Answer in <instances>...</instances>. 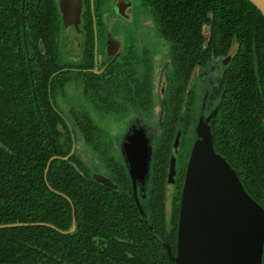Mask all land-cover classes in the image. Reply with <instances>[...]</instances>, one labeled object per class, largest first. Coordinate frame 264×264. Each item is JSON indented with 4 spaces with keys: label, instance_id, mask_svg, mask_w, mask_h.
Segmentation results:
<instances>
[{
    "label": "trees",
    "instance_id": "1",
    "mask_svg": "<svg viewBox=\"0 0 264 264\" xmlns=\"http://www.w3.org/2000/svg\"><path fill=\"white\" fill-rule=\"evenodd\" d=\"M152 3L162 36L171 45L173 75L181 74L182 50L192 51L193 61L201 58L206 24L210 36L203 46L204 61H212L211 49L221 54L237 44L228 97L213 115L211 141L246 186L248 167L254 164L252 142L257 144L263 131L255 126L259 130L253 128L249 142V126L234 129L229 84L236 77L248 85L256 76L264 77V16L249 0ZM54 9L53 0H0V264H175L170 255L176 253L190 149L185 119L179 126L183 134L172 194L166 167L174 126L164 128L154 148L146 195L139 203L132 197L130 178H117L120 190L94 181L92 165L72 150V131L88 139L102 134H96L87 105L76 112L60 107L56 87L66 85L61 76L71 73L57 63ZM89 65L73 70L83 80L87 103L98 110L110 107L112 115L123 117L122 101L111 97L108 82L98 80ZM95 143L98 148L100 142ZM73 218L75 228L68 231Z\"/></svg>",
    "mask_w": 264,
    "mask_h": 264
},
{
    "label": "flooded vegetation",
    "instance_id": "2",
    "mask_svg": "<svg viewBox=\"0 0 264 264\" xmlns=\"http://www.w3.org/2000/svg\"><path fill=\"white\" fill-rule=\"evenodd\" d=\"M53 2L56 45L59 51L57 63L61 69H68L67 74L71 73L68 78L61 76L64 83L65 81L68 83L56 87L57 99L61 98L62 103L65 104L62 107L59 102L63 110L71 112L80 111L87 105L90 110L89 119L97 127L96 134L98 131L102 134L101 138L88 139L79 134V131H72L74 132L71 141L72 150L92 165V170L89 172L91 178L93 179V172H99L111 178L117 185H119L117 180L119 181L121 177L130 178L123 150V142H126L125 132L131 127L127 125L126 120L139 115L140 119H147L153 123L157 118L153 114V108L158 102L162 104V114L157 118L159 133L150 140L145 132L147 142H153L147 160L149 175L154 148L157 142H161L164 128L172 126L175 127V132L171 140L168 160L174 150L173 142L176 134L179 132V144L175 154L177 175V155L183 134V128L179 127L181 117L185 119V130L192 131L186 141L190 144L189 151L193 145L191 142L196 140L193 137L196 123L200 118L206 122L209 120L206 128L210 130L211 136L213 115L221 110L222 100H227L228 97L224 94L227 82L231 78L229 69L237 51V44L228 47L221 54L211 49L208 54L211 59L213 58L212 61L210 59L204 61L203 46L210 36V28L206 24L201 32L203 36L201 58L199 56L193 61L190 58L192 51L182 50L183 53L186 52L184 54L186 59L182 63V68H179L181 74L173 75L175 59L170 43L162 36L152 0H53ZM141 10L146 11L148 15L141 16ZM129 23L138 25L135 32L129 33V28L126 27ZM115 30L116 34H114ZM161 41L167 45L166 57L155 60ZM78 61L79 65H77ZM89 64L93 66L92 71L98 75V80L108 82L111 97H117L122 101L123 117L116 118L112 115L110 107L102 106L98 110L95 105L87 103L86 94L80 83L83 80L79 75L74 74L73 70L87 68L85 65L90 66ZM253 64L255 68V62ZM256 77L253 84H250L249 80L248 85L239 77H236L235 83L233 81L229 84L234 129L242 125L249 126L250 133L246 134L249 142H252L253 128L259 130L258 128L261 127L263 131L261 136L256 137L257 144L252 142L250 151L253 152L254 164L248 167L246 186L235 166L232 167L246 192L264 210V77ZM252 86L254 90L251 89ZM158 89L160 96L157 98ZM136 136L131 142H136L138 136L143 137V134L140 131ZM239 139L240 136L237 135L236 140ZM95 142H100L98 148ZM129 181L132 197L135 200L131 178ZM175 181L170 184L166 182L171 194ZM105 187L120 190L119 186ZM145 195L146 192L143 190L138 197L143 199ZM262 254V264H264V243Z\"/></svg>",
    "mask_w": 264,
    "mask_h": 264
},
{
    "label": "water",
    "instance_id": "3",
    "mask_svg": "<svg viewBox=\"0 0 264 264\" xmlns=\"http://www.w3.org/2000/svg\"><path fill=\"white\" fill-rule=\"evenodd\" d=\"M249 1L264 16V0ZM178 139L179 132L168 160L169 184L175 181ZM192 147L181 194L176 253L170 255L171 259L175 264H260L264 210L246 192L229 160L215 151L208 129ZM123 150L133 194L139 203L138 195L147 185L151 149L144 136H138L136 142H124ZM92 177L102 185L118 188L111 178L99 172H93ZM74 228L73 218L68 231ZM163 243L170 252L169 245Z\"/></svg>",
    "mask_w": 264,
    "mask_h": 264
},
{
    "label": "rangeland",
    "instance_id": "4",
    "mask_svg": "<svg viewBox=\"0 0 264 264\" xmlns=\"http://www.w3.org/2000/svg\"><path fill=\"white\" fill-rule=\"evenodd\" d=\"M140 13H141V16H147L148 14L146 13V11H143V10H141L140 11ZM126 27H128L129 28V33H131V32H135L136 30V28H138V25H136V24H132V23H129V25L128 24H126ZM114 34H116V30L114 31ZM162 43H159V45H158V48H157V51H156V54H155V60H159L160 58H165L166 56H165V54L167 53V45L163 42V41H161ZM164 54V55H163ZM163 55V56H162ZM79 61H78V63H77V65H79ZM197 70H199L198 68H197ZM70 93V92H69ZM70 94H72V93H70ZM156 96H157V98L160 96V94H159V89L157 90V92H156ZM59 102L61 103V105H62V107L63 106H65V104H63L62 103V100H61V98H59ZM153 114L155 115V116H157V118H159L160 117V115L162 114V104L161 103H156L155 105H154V108H153ZM157 118H155L156 120L153 122V123H150L149 121H147V119L146 120H142V119H140L139 118V115H137V116H132V119H127L126 120V122H127V125L128 126H130L131 125V127L129 128V129H127L126 130V132H125V141L126 142H131V140L132 139H134V137L136 136V135H138L139 133H140V131H141V134H143V136H144V138L146 139V141H147V137H146V134H145V132L147 133V136H148V138H150V140L152 139H154V137H156L157 135H158V133H159V127H158V125H159V120L157 119ZM197 120V119H196ZM195 120V121H196ZM209 120H207V122H208ZM206 122V120L204 121L203 119H199L198 121H197V125H196V128H195V135H194V137L193 138H195L196 140L197 139H201L202 137H203V132H205V130L207 129L206 127H208V126H206V125H208V123ZM136 126H139L142 130H140V128L139 127H136ZM209 130V129H208ZM190 133H192V131H190ZM200 133H202L201 134V137H200ZM209 133H210V130H209ZM197 134V135H196ZM192 137V136H191ZM191 140V139H190ZM195 140V141H196ZM148 141H149V139H148ZM194 141V142H195ZM194 142H191L192 144H194ZM124 143V142H123ZM152 143L153 142H148V144H149V147H151V145H152ZM192 150H193V147L191 148ZM191 152V150L189 151V153ZM192 153V152H191ZM189 155V154H188ZM139 166H141L140 164H139ZM129 167V166H128ZM136 173H138V172H136ZM188 215H189V213H187ZM189 218H191L190 217V215H189ZM263 252V251H262ZM261 256H263V254L261 253ZM260 264H262V257H261V262H260Z\"/></svg>",
    "mask_w": 264,
    "mask_h": 264
}]
</instances>
